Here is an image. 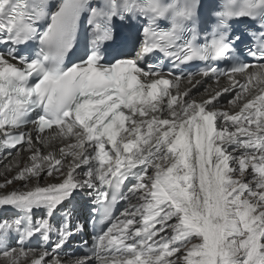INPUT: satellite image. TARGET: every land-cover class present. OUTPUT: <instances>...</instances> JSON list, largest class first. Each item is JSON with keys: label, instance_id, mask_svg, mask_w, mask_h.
Here are the masks:
<instances>
[{"label": "snow or ice", "instance_id": "snow-or-ice-1", "mask_svg": "<svg viewBox=\"0 0 264 264\" xmlns=\"http://www.w3.org/2000/svg\"><path fill=\"white\" fill-rule=\"evenodd\" d=\"M0 149L5 264H264V0H0Z\"/></svg>", "mask_w": 264, "mask_h": 264}, {"label": "bare ground", "instance_id": "bare-ground-1", "mask_svg": "<svg viewBox=\"0 0 264 264\" xmlns=\"http://www.w3.org/2000/svg\"><path fill=\"white\" fill-rule=\"evenodd\" d=\"M224 84H227V81H225L223 79L221 80L220 85H217L214 80H207L204 84L195 85V87H193V95H195V96L203 95L204 94V88L209 87V86L214 88V87H218V86H221ZM185 86H188V85H186V84L181 85V87H185ZM229 96H231V97H229ZM227 97H229V98H227ZM232 98L233 97H232L231 93H225L220 99V104L223 107L227 108L229 106L228 101L231 100ZM30 155H31V153H29L25 150H20L19 155H18L17 150H11L9 152V151H5L3 149H0V165L4 166V168H6L5 169L6 171H4L5 172L4 177H10V173H14L13 171H16V173L14 174V176H15L17 174V168L24 167L25 163L28 162V158ZM4 177L1 180H4ZM47 179L51 180L50 177ZM1 180H0V184H3V181H1ZM18 187H20V182L15 181L14 184L11 185L10 188L7 190H11V188H18ZM0 191H3V190H0ZM14 211L15 210L10 208V207H0L1 216L10 217L14 214ZM86 228L84 230L83 239L90 240V236H89V233L86 230ZM53 239H55V237H53ZM79 244H80V237H77L74 241H72L70 243L69 247L66 248L64 250V252L61 253V257H65V255L69 252H78L77 245H79ZM26 246L29 248H35L36 247V241H33L31 244H27ZM0 259H1V264H5V261L3 260L2 255H0ZM22 260H23V258H22Z\"/></svg>", "mask_w": 264, "mask_h": 264}, {"label": "rangeland", "instance_id": "rangeland-1", "mask_svg": "<svg viewBox=\"0 0 264 264\" xmlns=\"http://www.w3.org/2000/svg\"><path fill=\"white\" fill-rule=\"evenodd\" d=\"M229 97H231V96H229ZM229 97H227V98H229ZM6 168H4V166H1L0 165V180L5 176V172L4 171H6L5 170ZM10 170V169H9ZM14 173H10V177H4V180H1V181H3V184H4V181H5V178H7V179H11L13 176H14V174L16 173V171H13ZM13 175V176H12ZM12 176V177H11ZM14 184V183H13ZM12 184V185H13ZM1 213V212H0ZM0 217H6V216H1V214H0ZM0 264H1V259H0Z\"/></svg>", "mask_w": 264, "mask_h": 264}]
</instances>
